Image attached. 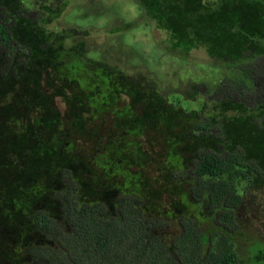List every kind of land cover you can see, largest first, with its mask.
<instances>
[{
	"label": "trees",
	"instance_id": "obj_1",
	"mask_svg": "<svg viewBox=\"0 0 264 264\" xmlns=\"http://www.w3.org/2000/svg\"><path fill=\"white\" fill-rule=\"evenodd\" d=\"M39 2L53 9L64 0ZM138 3L152 19L150 26L159 30L154 37L165 55L189 57L203 50L207 64L220 69L219 80L198 91L202 102L196 109L164 105L165 96L158 91L143 92L147 95L140 98L136 89L129 90L130 100L124 115H116L115 127L100 114L106 104L99 87L85 91L78 83L71 88L56 79L53 92L25 95L17 118L19 142L14 150L11 140L0 144V157L20 160L9 167L0 163V244L16 250L21 246V264L243 263L237 249V212L244 200L239 188L248 193L264 182V0ZM28 14L22 0L0 1L2 75H17L30 62L28 56L52 51L47 41L34 47L16 29ZM54 96L67 106L64 112L51 105ZM148 99L154 108L144 109ZM38 124L46 128L38 129ZM103 137L114 143L118 139L119 147L132 140L134 151L124 148L120 157L108 161L98 146ZM144 142L157 155L162 148L183 159L182 167L170 171V183H188L175 192L197 206L192 211L182 202L176 217L179 232L171 242L165 235L171 219L145 211L153 198L155 172L143 164ZM76 146L80 149L71 151ZM73 152L82 166L73 168ZM42 155L32 168L22 162ZM165 189L174 191L170 184ZM51 202L59 205L58 217L48 209ZM27 217L42 239L23 243Z\"/></svg>",
	"mask_w": 264,
	"mask_h": 264
},
{
	"label": "rangeland",
	"instance_id": "obj_2",
	"mask_svg": "<svg viewBox=\"0 0 264 264\" xmlns=\"http://www.w3.org/2000/svg\"><path fill=\"white\" fill-rule=\"evenodd\" d=\"M22 4L27 8L29 17L28 20H18L16 29L32 40L34 47L47 41L52 51L42 53L40 57L36 53L28 56L30 62L25 66L21 65L17 75L0 74V144L4 143L3 140H11L13 150L21 135L17 120L23 108L21 99L25 100V95L31 93L34 96L36 93L41 95V91L53 92L56 79L68 82L71 88L73 83H78L85 91L99 87L102 95H105L106 104L102 106L100 114L114 127L116 115H124V107L130 100L127 95L129 90L136 89L140 98L147 95L142 94L143 92L158 91L165 96L164 105L177 104L178 108L196 109L199 108V102H202L198 91L213 88L219 80L220 69L207 64L203 50L194 51L189 57L165 55L154 37L159 30L153 23L150 26L152 19L147 13L143 15L144 11L140 10L138 0H64L53 9L43 6L39 0H22ZM42 10L46 12L41 14ZM112 81L117 82L114 87L111 86ZM116 89L120 93L116 94ZM97 104V101L93 102L92 106L96 107ZM51 105H55L61 113L67 109L59 96L53 97ZM100 106L99 104L98 107ZM142 106L144 109L155 107L151 99L143 101ZM43 128L46 127L38 124V129ZM115 140L117 141L114 143L108 137H103L98 145L100 152L108 156V161L120 157L119 151L124 148L131 147L134 151L135 143L132 140L122 141L121 147L118 146V139ZM49 141L51 142V138ZM143 144L146 148V161L143 164H147L155 172L151 176L153 198L149 200L145 211L150 215L163 213L171 219L170 229L165 231L171 242L173 236L179 232L176 217L183 204L192 211L197 206L189 203L187 195L175 192L185 189L188 183H170V171L182 167L183 159L171 156L159 146L156 148H160L158 152L161 153L157 155L150 151L147 142ZM22 145L29 147L28 142ZM79 149L76 146L71 151ZM73 153V168H77L81 162L77 153ZM40 157L42 160L45 158L42 155L24 159L22 162L28 163L27 168H32L40 161ZM134 162L140 161L136 159ZM0 163H6L9 167L20 164V160L14 156L10 159L2 156ZM167 184L171 185L173 192L165 189ZM243 187L241 185L239 188L244 200L237 212L241 226L237 249L243 259L242 264H264V182L258 183L248 193H245ZM96 188L99 190V187ZM130 188H134L132 183ZM110 194L105 198H109ZM58 207L54 202L48 205V209L57 217L60 215ZM23 228V243L36 242L33 239L37 237L42 239L28 217ZM22 260L21 246L16 250L13 245L7 247L6 243L0 244V264H21Z\"/></svg>",
	"mask_w": 264,
	"mask_h": 264
}]
</instances>
